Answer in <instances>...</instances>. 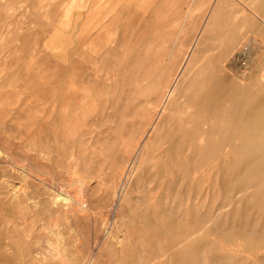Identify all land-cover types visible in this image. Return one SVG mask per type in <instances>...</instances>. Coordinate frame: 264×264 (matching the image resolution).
Instances as JSON below:
<instances>
[{"label": "rangeland", "instance_id": "obj_1", "mask_svg": "<svg viewBox=\"0 0 264 264\" xmlns=\"http://www.w3.org/2000/svg\"><path fill=\"white\" fill-rule=\"evenodd\" d=\"M214 1L0 0V264H264V28Z\"/></svg>", "mask_w": 264, "mask_h": 264}, {"label": "bare ground", "instance_id": "obj_2", "mask_svg": "<svg viewBox=\"0 0 264 264\" xmlns=\"http://www.w3.org/2000/svg\"><path fill=\"white\" fill-rule=\"evenodd\" d=\"M212 8H214L213 5L211 7L210 12L211 11L213 12ZM208 16L206 19L207 24L203 26L201 29H199L200 31L198 32L195 39L193 38L194 39L193 41L188 42V47L186 48L184 53L180 56V61L176 65L174 69V73L172 74L169 81L165 83L163 91L155 104L154 114L152 118L149 120L147 124V128L143 131L142 136L139 138L138 142L134 145L125 142V147L127 149L128 156L130 157V161L133 159L134 162H136V164L140 165V167H143L144 165L148 167V165L153 164L152 160L155 159L156 150L159 148V143H161V131H164L167 134L169 130L170 120L173 119L176 115L181 114L183 101L180 98L179 88H181V85L184 84L190 78L189 74L191 69L195 65L199 46L202 44V42H204L203 40L204 35L208 32L207 31L209 27L208 24L210 21ZM108 32L109 30H107V33ZM110 39H111V35L109 34L105 38L106 43L110 42ZM193 76L194 75H192L191 77ZM151 129L155 131V133L153 132L154 136H151L148 139V134ZM154 140H158L159 142L158 146L155 148H154L155 146ZM151 145L153 147L152 149L149 150L148 148ZM126 166H128V164ZM149 179H151L152 183L156 184L155 180L152 177H149ZM154 184L148 186L149 191H153L158 185V184L156 185ZM158 195L160 194L154 193L153 198L154 199L158 198L159 197ZM131 196L132 193L131 192L129 193L128 190L125 194V198L123 199L119 195L115 194L114 200H116V202L115 203L113 202L114 214L116 213L121 214L124 211L125 207L129 208V206H127L126 203L129 200H133ZM92 261L93 259L91 258L88 264H91Z\"/></svg>", "mask_w": 264, "mask_h": 264}, {"label": "crops", "instance_id": "obj_3", "mask_svg": "<svg viewBox=\"0 0 264 264\" xmlns=\"http://www.w3.org/2000/svg\"><path fill=\"white\" fill-rule=\"evenodd\" d=\"M216 4L220 5V13L225 5L229 9L233 7V13L229 11V14H233L236 20L255 22L264 28V0H215L214 6Z\"/></svg>", "mask_w": 264, "mask_h": 264}]
</instances>
